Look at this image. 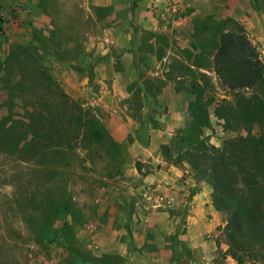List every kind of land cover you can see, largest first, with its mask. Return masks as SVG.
Returning a JSON list of instances; mask_svg holds the SVG:
<instances>
[{
  "label": "rangeland",
  "instance_id": "374dc122",
  "mask_svg": "<svg viewBox=\"0 0 264 264\" xmlns=\"http://www.w3.org/2000/svg\"><path fill=\"white\" fill-rule=\"evenodd\" d=\"M227 29L264 62V0H0V264L233 262L212 204L213 251L181 238L211 187L177 158L184 85L232 98L212 65ZM209 112L220 146L236 132Z\"/></svg>",
  "mask_w": 264,
  "mask_h": 264
},
{
  "label": "trees",
  "instance_id": "16d2710c",
  "mask_svg": "<svg viewBox=\"0 0 264 264\" xmlns=\"http://www.w3.org/2000/svg\"><path fill=\"white\" fill-rule=\"evenodd\" d=\"M212 65L232 98L215 102L195 79L184 85L192 97L190 116L178 132L177 158L205 178L212 206L225 213L221 253L233 260L225 264H264V96L243 91L262 78L264 62L243 29H227L218 34ZM210 104L218 125L236 132L220 146L204 135L211 126Z\"/></svg>",
  "mask_w": 264,
  "mask_h": 264
},
{
  "label": "crops",
  "instance_id": "0c3cea01",
  "mask_svg": "<svg viewBox=\"0 0 264 264\" xmlns=\"http://www.w3.org/2000/svg\"><path fill=\"white\" fill-rule=\"evenodd\" d=\"M247 1L248 4H251V0ZM253 42H255L254 39ZM180 189H178V194L182 195V190ZM184 202H188L186 213L187 216L185 217V229L179 230L181 238L184 240L185 244L189 246L188 248H195V250L201 251L203 253L207 251L212 252V246L214 247L215 245L210 236L211 232L215 231V221L213 220L214 215L211 217L208 214L211 212L213 213L208 191L206 190V188H203L202 185L201 189L199 188V185H197L194 194H192L188 199H185ZM206 234H208V236L210 234V236L207 237L205 236ZM224 248L225 246L223 247V249Z\"/></svg>",
  "mask_w": 264,
  "mask_h": 264
}]
</instances>
